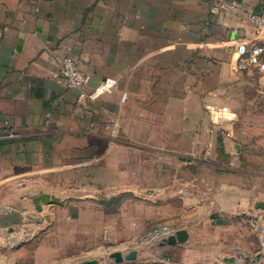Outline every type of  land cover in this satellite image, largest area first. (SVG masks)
I'll return each mask as SVG.
<instances>
[{"label": "crops", "instance_id": "crops-1", "mask_svg": "<svg viewBox=\"0 0 264 264\" xmlns=\"http://www.w3.org/2000/svg\"><path fill=\"white\" fill-rule=\"evenodd\" d=\"M220 1L0 0V130L19 135L0 138V262L15 259L10 239L60 236L93 223L89 206L127 196L150 218L179 203L168 227L189 239L163 249L175 264H251L264 71L236 66L241 42L264 40L246 17L264 0L213 13ZM68 54L96 98L60 79L51 56ZM43 193L59 202L39 212Z\"/></svg>", "mask_w": 264, "mask_h": 264}, {"label": "rangeland", "instance_id": "rangeland-1", "mask_svg": "<svg viewBox=\"0 0 264 264\" xmlns=\"http://www.w3.org/2000/svg\"><path fill=\"white\" fill-rule=\"evenodd\" d=\"M250 159L258 165L253 177L250 211L263 217L262 210L255 207V200H264V155L254 154ZM68 206L73 208L75 205ZM179 207V203L173 204L171 215L174 217L170 216L171 219L165 218V214L150 218L156 210L149 204L140 205L127 196L111 198L103 205L88 207L87 211L94 215L92 224L78 220L72 225L65 224L60 236L54 234V230L44 231L28 243L10 239L15 253L12 264H175L180 260L179 256L163 250L166 245L157 242L166 236L162 228L173 226L172 223L180 224ZM128 255L133 258L127 259Z\"/></svg>", "mask_w": 264, "mask_h": 264}, {"label": "built area", "instance_id": "built-area-1", "mask_svg": "<svg viewBox=\"0 0 264 264\" xmlns=\"http://www.w3.org/2000/svg\"><path fill=\"white\" fill-rule=\"evenodd\" d=\"M244 5V0H221L219 5L213 7L212 11L213 13H217L220 9H223L225 12L237 14L244 10ZM246 17L256 27L257 31L264 29V13L248 11ZM237 51L239 58L236 67L238 70L243 71L253 67L264 71V40L253 43L243 41L238 45ZM51 58L57 60L59 63L60 79L68 87L81 90L80 99L87 96L94 99L98 96L97 91L90 95H87L83 91V88L90 81L91 77L81 69L80 60L77 57L68 54L62 57L52 55ZM18 136L16 132L9 129L8 124L0 130V138L13 139ZM245 213L248 216L250 228L257 236L259 242L251 264H262L264 259V218L251 211ZM162 231L166 235L174 232L169 227L162 228Z\"/></svg>", "mask_w": 264, "mask_h": 264}, {"label": "water", "instance_id": "water-1", "mask_svg": "<svg viewBox=\"0 0 264 264\" xmlns=\"http://www.w3.org/2000/svg\"><path fill=\"white\" fill-rule=\"evenodd\" d=\"M33 201L35 203L36 209L39 212H42L43 210V204H51V203H56L59 202V199L53 195H50L48 193H43L40 194L36 197L33 198ZM255 207L257 209L262 210L263 212V218H264V201H258L255 204ZM189 239V232L188 230L182 228V229H178L172 233L167 234L165 237H163L160 241H158L157 243L159 245H177V244H182V243H186ZM133 256L128 255L127 259H132ZM118 262H121V259H117ZM88 264H92V263H88Z\"/></svg>", "mask_w": 264, "mask_h": 264}, {"label": "bare ground", "instance_id": "bare-ground-1", "mask_svg": "<svg viewBox=\"0 0 264 264\" xmlns=\"http://www.w3.org/2000/svg\"><path fill=\"white\" fill-rule=\"evenodd\" d=\"M151 240V239H150ZM152 241V240H151ZM148 243V241H146Z\"/></svg>", "mask_w": 264, "mask_h": 264}]
</instances>
